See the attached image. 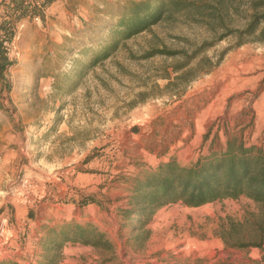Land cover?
<instances>
[{
	"label": "rangeland",
	"instance_id": "374dc122",
	"mask_svg": "<svg viewBox=\"0 0 264 264\" xmlns=\"http://www.w3.org/2000/svg\"><path fill=\"white\" fill-rule=\"evenodd\" d=\"M134 1L54 0L21 22L0 84V264H264V203L245 196L131 222L145 173L264 149V35H236L258 0H173L181 10L83 74L114 40L108 12ZM161 50L180 53L147 57ZM68 226L106 245L59 247Z\"/></svg>",
	"mask_w": 264,
	"mask_h": 264
},
{
	"label": "trees",
	"instance_id": "16d2710c",
	"mask_svg": "<svg viewBox=\"0 0 264 264\" xmlns=\"http://www.w3.org/2000/svg\"><path fill=\"white\" fill-rule=\"evenodd\" d=\"M53 3L54 0H0V84L8 83L7 74L15 64L9 52L21 22L26 19H43L45 10ZM118 6L121 8H117L118 12H108L117 21L111 27L114 36L112 44L83 66V74L108 59L123 43L150 31L166 15L181 10L180 4L173 0H140ZM263 7L264 0L255 2V12L249 24L245 29L236 31L238 46L245 44L248 39H258L264 35V12H258ZM198 51L184 65L178 66L176 71L180 72L190 65L199 55ZM179 53L161 50L147 57L156 54L177 56ZM244 196L264 203V149L230 144L223 154H213L194 165L183 166L172 160L138 178L131 198V222L135 223L134 229H139L158 210L172 203L182 202L191 207H202ZM57 238L61 242L59 247L67 242H81L95 247L106 245L84 226H68Z\"/></svg>",
	"mask_w": 264,
	"mask_h": 264
},
{
	"label": "bare ground",
	"instance_id": "6f19581e",
	"mask_svg": "<svg viewBox=\"0 0 264 264\" xmlns=\"http://www.w3.org/2000/svg\"><path fill=\"white\" fill-rule=\"evenodd\" d=\"M226 76H228V75H226ZM231 76H232V75H231ZM234 78H235V77H234ZM234 81H235V80H234ZM234 81H233V82H234ZM229 82H230V81H229ZM225 90H226V89H225ZM215 105H216V104H215Z\"/></svg>",
	"mask_w": 264,
	"mask_h": 264
},
{
	"label": "built area",
	"instance_id": "2783aa9c",
	"mask_svg": "<svg viewBox=\"0 0 264 264\" xmlns=\"http://www.w3.org/2000/svg\"><path fill=\"white\" fill-rule=\"evenodd\" d=\"M37 5H40V3H39V2H37Z\"/></svg>",
	"mask_w": 264,
	"mask_h": 264
},
{
	"label": "crops",
	"instance_id": "0c3cea01",
	"mask_svg": "<svg viewBox=\"0 0 264 264\" xmlns=\"http://www.w3.org/2000/svg\"><path fill=\"white\" fill-rule=\"evenodd\" d=\"M55 3V2H54ZM52 6V5H51ZM51 8V7H50Z\"/></svg>",
	"mask_w": 264,
	"mask_h": 264
}]
</instances>
